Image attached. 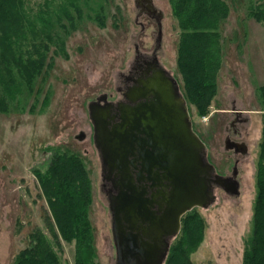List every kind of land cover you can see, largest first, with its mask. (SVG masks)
<instances>
[{
    "label": "rangeland",
    "instance_id": "1",
    "mask_svg": "<svg viewBox=\"0 0 264 264\" xmlns=\"http://www.w3.org/2000/svg\"><path fill=\"white\" fill-rule=\"evenodd\" d=\"M222 1L227 14L214 23L211 36L215 50L211 49L219 59L214 93L206 110L186 100L209 160L218 161L216 152L223 153V126L234 114L248 120L240 127L249 157L240 161L237 195L216 190L211 205L193 209L204 227L189 254L191 264H242L257 194L264 116L257 89L264 84V22L250 16L256 0ZM152 5L162 29L159 60L185 95L179 52L189 33L205 34L206 29L180 26L174 0H153ZM20 7L22 29L16 25L3 29L0 24V100L3 97L7 104L0 109V264H11L29 245L34 230L52 242L61 264H74L75 239L60 232L35 172H45L58 152L79 156L91 180L87 213L93 237L91 263L115 264L88 102L102 93L108 100L122 97L117 89L133 65L134 45L148 53L154 48L157 21L139 14L135 0H21ZM203 47L208 52V46ZM81 132L85 137L79 140Z\"/></svg>",
    "mask_w": 264,
    "mask_h": 264
},
{
    "label": "water",
    "instance_id": "2",
    "mask_svg": "<svg viewBox=\"0 0 264 264\" xmlns=\"http://www.w3.org/2000/svg\"><path fill=\"white\" fill-rule=\"evenodd\" d=\"M145 74L126 102L106 93L88 102L102 179L111 183L115 264H164L181 217L215 201L214 167L176 78L155 64Z\"/></svg>",
    "mask_w": 264,
    "mask_h": 264
},
{
    "label": "trees",
    "instance_id": "3",
    "mask_svg": "<svg viewBox=\"0 0 264 264\" xmlns=\"http://www.w3.org/2000/svg\"><path fill=\"white\" fill-rule=\"evenodd\" d=\"M174 4L180 26H186L187 29H206L205 34L193 35L194 31L189 33L187 41L182 43L178 60L184 80L185 98L200 110H206L214 93L213 83L219 60L215 59L211 36L215 35L214 23L220 16L223 19L227 14L226 4L222 0H174ZM20 5L21 0H0V24L3 29L12 25L22 29ZM249 11L256 21L264 22V0H256ZM194 36L198 37L196 41L195 38L192 39ZM205 44L208 46L206 53L203 52ZM257 91L264 101V84ZM1 99L0 109H3L7 104L3 97ZM259 147L253 226L246 241L242 264H264V116ZM84 166L83 160L76 154L58 152L52 157L45 172L35 171L60 232L69 240L75 239L74 264H92V227L87 215L92 185ZM203 227V219L195 210L187 212L181 219V229L177 235L179 238L170 246L164 264H191L189 254L195 250L201 239ZM53 234L54 241L59 243L55 230ZM29 238V245L17 252L11 264H61L52 242L45 235L34 230Z\"/></svg>",
    "mask_w": 264,
    "mask_h": 264
},
{
    "label": "flooded vegetation",
    "instance_id": "4",
    "mask_svg": "<svg viewBox=\"0 0 264 264\" xmlns=\"http://www.w3.org/2000/svg\"><path fill=\"white\" fill-rule=\"evenodd\" d=\"M152 1L153 0H135V3L139 8V14L144 13L151 19L157 21V34L155 46L149 53L148 51L141 49L138 43L134 45L135 54L133 58V65L130 69H128V73L122 75V84L117 89L122 96L118 100H122L124 102H126V99L123 94L137 84L138 78L145 77L147 75L145 74L146 70L150 69L154 64L164 67L162 62L159 60L157 52L162 38V29L160 28V21H158L160 15H158L153 8ZM113 112H115V109ZM240 116L241 115L234 114L233 117L228 119L223 126L224 135L220 146V148L223 149V153L220 151L216 152V154L219 155V158H217L218 161H216V158H214V161L208 159V152L206 148V157L214 166L213 178L215 181L212 183V190L215 196L216 190L226 192L230 196H235L236 191L238 190L239 193L240 190V161L243 158L249 157L247 140L246 137H244L245 139L243 138V132L240 127V124L242 123L247 124L248 120ZM116 120H118V118H116ZM109 188H111V183L109 181H103L102 189L106 191Z\"/></svg>",
    "mask_w": 264,
    "mask_h": 264
},
{
    "label": "bare ground",
    "instance_id": "5",
    "mask_svg": "<svg viewBox=\"0 0 264 264\" xmlns=\"http://www.w3.org/2000/svg\"><path fill=\"white\" fill-rule=\"evenodd\" d=\"M171 74V73H170ZM178 82V81H177ZM180 88V87H179ZM181 90V89H180ZM182 92V91H181ZM183 93V92H182ZM183 95H184V93H183ZM185 97V96H184ZM186 99V98H185ZM186 102H187V100H186ZM188 105V104H187ZM189 110V109H188ZM191 118V117H190ZM89 119H90V117H89ZM90 121H91V119H90ZM91 125H92V138H93V124H92V121H91ZM193 126V125H192ZM194 129V128H193ZM195 131V130H194ZM196 132V131H195ZM197 133V132H196ZM198 134V133H197ZM200 137V136H199ZM201 138V137H200ZM203 141V140H202ZM204 142V141H203ZM93 143H94V140H93ZM204 144H205V142H204ZM95 145V144H94ZM96 148V147H95ZM205 152H206V144H205ZM98 154H99V152H98ZM99 158H100V156H99ZM207 158V157H206ZM208 160V159H207ZM209 161V160H208ZM212 164V163H211ZM214 167V166H213ZM100 175H101V181L103 182V179H102V171H101V160H100ZM107 192H108V189L105 191V193H106V200H107V204H108V198H107V196H108V194H107ZM216 197V196H215ZM195 208V207H194ZM193 208V209H194ZM108 209H109V206H108ZM192 210V209H191ZM190 210V211H191ZM109 212H110V210H109ZM189 212V211H188ZM187 213V212H186ZM185 213V214H186ZM184 214V215H185ZM183 215V216H184ZM182 216V217H183ZM182 217H181V219H182ZM110 229H111V213H110ZM180 232V231H179ZM179 234V233H178ZM177 234V235H178ZM111 235H112V230H111ZM176 236H174V237H172V239L171 240H173L174 238H175ZM112 240H113V237H112ZM171 243H172V241H171ZM113 244H114V242H113ZM170 246H171V244H170ZM115 247V246H114ZM169 250H170V248H169ZM115 253H116V251H115ZM169 253V252H168ZM168 256V255H167ZM167 258V257H166ZM165 263V262H164Z\"/></svg>",
    "mask_w": 264,
    "mask_h": 264
}]
</instances>
